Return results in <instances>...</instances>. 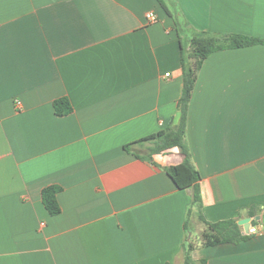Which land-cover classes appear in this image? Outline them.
Returning <instances> with one entry per match:
<instances>
[{
	"label": "crops",
	"instance_id": "crops-1",
	"mask_svg": "<svg viewBox=\"0 0 264 264\" xmlns=\"http://www.w3.org/2000/svg\"><path fill=\"white\" fill-rule=\"evenodd\" d=\"M165 2L170 14L157 0H0V264H179L205 228L165 170L178 148L148 160L125 145L176 123L191 33L264 38V0ZM61 97L72 111L57 116ZM186 141L204 219L257 228L193 259L264 264V44L203 59ZM53 184L55 215L41 200Z\"/></svg>",
	"mask_w": 264,
	"mask_h": 264
},
{
	"label": "trees",
	"instance_id": "trees-1",
	"mask_svg": "<svg viewBox=\"0 0 264 264\" xmlns=\"http://www.w3.org/2000/svg\"><path fill=\"white\" fill-rule=\"evenodd\" d=\"M161 7L170 14V9L165 0H157ZM253 44H264V38L247 36L242 34H215L206 31H193L189 38V51H183L181 57L182 68V89L177 102L179 112L175 124H170L165 129L143 137L139 140L125 145L128 151H132L136 146H143L149 149V154L144 157L137 155L138 158L151 160V155L165 152L170 148H178L181 162L174 166L165 167V170L174 184L180 188H191L192 200L187 210V216L191 213L196 214L198 220L204 225L201 234V247H209L220 244H238L248 240L251 234H245L241 226L234 218L209 222L204 219L201 213L202 197L200 189V174L191 162L189 147L186 141V121L189 101L193 86L196 81L203 59L211 52L225 49L242 47ZM55 115L62 116L72 111V106L67 97L57 98L52 102ZM61 187L58 185L45 186L41 190V200L49 214L55 215L60 212L57 201V193ZM252 216V214H249ZM252 224H256L252 220ZM187 233L189 228L185 223ZM195 249L193 238L187 240L183 247V261L181 264H194L192 251ZM199 264H206L205 259H199Z\"/></svg>",
	"mask_w": 264,
	"mask_h": 264
},
{
	"label": "rangeland",
	"instance_id": "rangeland-1",
	"mask_svg": "<svg viewBox=\"0 0 264 264\" xmlns=\"http://www.w3.org/2000/svg\"><path fill=\"white\" fill-rule=\"evenodd\" d=\"M195 228V233L193 235V244L195 246V249L192 252V257L195 258H199L201 257L206 251V247H201L200 243H201V234H202V228L203 226H201L199 223H195L194 224ZM179 264L182 263V256L179 258ZM194 264H199V261L196 259Z\"/></svg>",
	"mask_w": 264,
	"mask_h": 264
},
{
	"label": "water",
	"instance_id": "water-1",
	"mask_svg": "<svg viewBox=\"0 0 264 264\" xmlns=\"http://www.w3.org/2000/svg\"><path fill=\"white\" fill-rule=\"evenodd\" d=\"M237 224L239 226H242L243 231H244L245 234H248L249 227L251 225V218L250 217H245V218L239 219L237 221Z\"/></svg>",
	"mask_w": 264,
	"mask_h": 264
},
{
	"label": "built area",
	"instance_id": "built-area-1",
	"mask_svg": "<svg viewBox=\"0 0 264 264\" xmlns=\"http://www.w3.org/2000/svg\"><path fill=\"white\" fill-rule=\"evenodd\" d=\"M147 18L150 21H155L156 20V16H155V14L153 12H148L147 13ZM16 104L19 105V102H16ZM256 232H257V228L255 226L250 225L248 234H254Z\"/></svg>",
	"mask_w": 264,
	"mask_h": 264
}]
</instances>
